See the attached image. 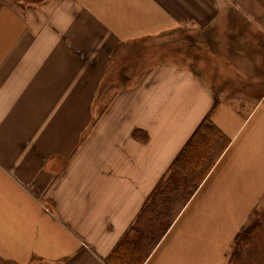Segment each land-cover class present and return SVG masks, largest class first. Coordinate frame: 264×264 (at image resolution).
Here are the masks:
<instances>
[{
	"label": "crops",
	"instance_id": "crops-1",
	"mask_svg": "<svg viewBox=\"0 0 264 264\" xmlns=\"http://www.w3.org/2000/svg\"><path fill=\"white\" fill-rule=\"evenodd\" d=\"M207 116L230 144L145 264H229L264 205V0H0V264H107Z\"/></svg>",
	"mask_w": 264,
	"mask_h": 264
},
{
	"label": "trees",
	"instance_id": "trees-1",
	"mask_svg": "<svg viewBox=\"0 0 264 264\" xmlns=\"http://www.w3.org/2000/svg\"><path fill=\"white\" fill-rule=\"evenodd\" d=\"M229 144L207 116L151 193L107 264H145ZM254 216L235 239L229 264H264V216Z\"/></svg>",
	"mask_w": 264,
	"mask_h": 264
},
{
	"label": "rangeland",
	"instance_id": "rangeland-1",
	"mask_svg": "<svg viewBox=\"0 0 264 264\" xmlns=\"http://www.w3.org/2000/svg\"><path fill=\"white\" fill-rule=\"evenodd\" d=\"M189 41H191V40H187L186 38H177L176 40L169 42L168 45H166V43H165L163 45H157L156 47H153V48L161 47V49H166V50H168L169 48L173 49V50L165 51L162 53H160L159 51L156 52L155 53L156 58L159 59L161 57L162 58L165 57V59H169V60H172L175 62H180L181 64H184L185 61L182 58L183 56H182L181 52H183L182 50H185V48L188 44H191ZM153 50H155V49L149 50L148 47H144L142 49V51H144L145 53H148L149 51L152 52ZM195 51H197V50L195 49ZM139 62L141 63L142 61L139 60ZM131 66H133V65H131ZM257 216H259V218L264 216V205L261 209H259Z\"/></svg>",
	"mask_w": 264,
	"mask_h": 264
}]
</instances>
